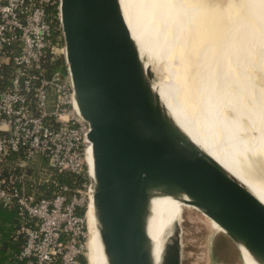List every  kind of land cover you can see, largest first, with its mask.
Instances as JSON below:
<instances>
[{
    "label": "water",
    "instance_id": "obj_1",
    "mask_svg": "<svg viewBox=\"0 0 264 264\" xmlns=\"http://www.w3.org/2000/svg\"><path fill=\"white\" fill-rule=\"evenodd\" d=\"M57 22L72 106L87 125L88 192L104 264H155L146 227L160 197L197 211L237 252L264 264V205L162 110L118 0H58ZM180 218L157 264H181Z\"/></svg>",
    "mask_w": 264,
    "mask_h": 264
},
{
    "label": "bare ground",
    "instance_id": "obj_2",
    "mask_svg": "<svg viewBox=\"0 0 264 264\" xmlns=\"http://www.w3.org/2000/svg\"><path fill=\"white\" fill-rule=\"evenodd\" d=\"M160 1L170 13L203 86L216 102L235 147L201 105L182 90L179 77H167L161 68L150 40L149 0H118L143 66L162 73L151 86L162 110L187 142L222 167L249 197L264 205V181L258 176L262 169L264 178V63L257 58L262 63L259 72L256 55L248 53L258 41L264 49V0H225L219 5L207 0ZM243 67L250 68V76H245ZM86 152L84 161L90 174L91 161ZM171 200L160 197L150 202L146 229L155 264L171 231ZM84 218L85 257L89 264H104L89 196Z\"/></svg>",
    "mask_w": 264,
    "mask_h": 264
},
{
    "label": "built area",
    "instance_id": "obj_3",
    "mask_svg": "<svg viewBox=\"0 0 264 264\" xmlns=\"http://www.w3.org/2000/svg\"><path fill=\"white\" fill-rule=\"evenodd\" d=\"M58 0H0V161L7 153L21 151L24 167L32 157L45 160L47 168L85 177L86 123L72 106L71 82L63 48L51 44L52 20L45 8ZM56 57L63 65L48 70ZM9 74L2 84L3 69ZM87 174V172H86ZM23 175L18 177V181ZM60 188L50 198L34 200L23 189L8 188L0 177V204H16L27 217L22 224L24 242L19 259L24 264H78L85 258L86 201L77 193L68 198Z\"/></svg>",
    "mask_w": 264,
    "mask_h": 264
},
{
    "label": "rangeland",
    "instance_id": "obj_4",
    "mask_svg": "<svg viewBox=\"0 0 264 264\" xmlns=\"http://www.w3.org/2000/svg\"><path fill=\"white\" fill-rule=\"evenodd\" d=\"M207 1L211 3L215 2L218 5L219 2L222 4L225 2V0ZM147 11L150 26V40L161 68L167 77L169 76L168 74H171L172 78H174L173 76L176 74L180 78H178V81L181 82L180 86L182 90L187 94L189 93L188 97L193 98L197 104L201 105V109L206 113L210 120L222 129L226 138L234 146L233 140L228 134L226 124H224L222 116L218 111L216 102L211 99L210 93L203 86L202 81L199 75L194 71V68L192 69L187 63L190 62L191 59L178 37L176 25L167 8L160 0H149ZM260 44L261 42L258 41L257 45L255 44L256 46L254 45L252 50L248 49V53L255 54L256 61H258V58L261 61L263 60L264 63V49L261 48L263 46ZM56 45L62 47V41L60 40V43ZM182 58L187 60V62L182 60ZM258 63V71L260 72V70H262V63L260 61H258ZM249 72H251L249 67H243V73L245 76H250L251 73ZM161 76L162 73L160 71L152 72L153 83H157L160 78H162ZM188 82L195 84L193 90L195 95H192V93L188 91ZM36 160L42 163L44 169L46 168V166H43L46 164L44 159L35 157L31 159V162H36ZM258 176L264 181L262 169L258 172ZM84 178L86 181H84L81 184V187L74 193L79 194V196L86 201V192L88 189L86 172ZM179 218L181 264H255L249 259L250 257L248 258L247 253L243 248L238 247V254L236 248L233 247L232 242L226 239L224 235L218 234L223 232L215 223L207 220L197 211L189 209L188 206L175 200H171L172 223L178 221Z\"/></svg>",
    "mask_w": 264,
    "mask_h": 264
},
{
    "label": "trees",
    "instance_id": "obj_5",
    "mask_svg": "<svg viewBox=\"0 0 264 264\" xmlns=\"http://www.w3.org/2000/svg\"><path fill=\"white\" fill-rule=\"evenodd\" d=\"M46 15L52 20L50 42L51 44L60 43V32L56 24L55 8L46 7ZM182 60H185L182 58ZM187 62V60H185ZM193 69L192 62H187ZM63 65L62 57H56L50 64H46V68L54 70ZM10 69L4 67L2 84L6 81ZM194 71L197 73L196 69ZM198 74V73H197ZM182 79V77H181ZM188 91L195 95L193 92L195 88L194 83H187ZM38 156H34L35 158ZM31 158V159H32ZM41 158V157H38ZM31 159L27 161L24 167H18L17 163L24 160L23 153L21 151L17 153H7L0 161V177L4 181V186L8 188H15L20 191L23 189V193L26 195H32L34 200L50 198L60 188H65L63 194L65 197H69L77 189L81 187V184L86 181L82 175H74L67 172H56L42 167V163L36 160L31 162ZM39 164V165H38ZM23 175L22 179L18 181V177ZM76 214L82 216L84 214V207L76 210ZM27 217L19 214L15 203H11L7 206L0 204V264H24L22 259H19V253L23 246L24 238L20 233L22 224H26ZM78 264H89L86 257L78 259Z\"/></svg>",
    "mask_w": 264,
    "mask_h": 264
}]
</instances>
